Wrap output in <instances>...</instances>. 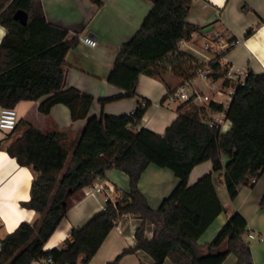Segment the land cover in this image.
Here are the masks:
<instances>
[{"label": "trees", "instance_id": "obj_1", "mask_svg": "<svg viewBox=\"0 0 264 264\" xmlns=\"http://www.w3.org/2000/svg\"><path fill=\"white\" fill-rule=\"evenodd\" d=\"M150 1L151 10L134 36L120 47L106 79L129 98L137 95L140 74L160 77V71L168 69L184 79L190 77L191 66L182 59L185 53L169 55L181 40H189L202 29L185 22L191 0ZM17 10L27 14L25 25L14 19ZM0 25L6 31L0 42V106L15 108L20 102L47 97L39 105L41 113L48 114L53 105L63 104L73 121L86 118L93 98L74 88L63 90L65 57L78 40L68 42V30L47 21L41 0H0ZM252 32L248 30L245 37ZM208 65L210 78L222 77L218 58ZM141 101L145 106L137 105L130 115L88 118L70 158L61 143L62 133H42L33 126L6 148L10 157L33 174L30 199L21 205L34 210L39 218L31 224L21 222L0 240V264H31L48 256L52 264H87L125 215L143 220L135 231V248L123 250L105 264H120V258L134 250L149 254L153 264H163L166 258L173 264H222L230 254L235 256V264H253L250 244L245 240L247 222L237 212L228 217L212 242L197 243L224 208L212 173L193 185L187 180L194 166L210 161L213 172L223 171V186L233 200L240 188L254 186L261 177L264 71H247L226 109L214 102L208 106L184 103L162 135L143 127L135 129L150 104ZM220 111L230 122L226 132L208 123L209 115ZM150 164L169 169L178 179L158 209L149 207L138 187ZM113 169L127 175V191L117 190L119 197L114 202L107 200L103 209L72 228L60 246L45 251L44 245L65 218L72 197L96 179L106 178ZM259 205L264 208V193ZM144 222L153 225L150 239L144 235Z\"/></svg>", "mask_w": 264, "mask_h": 264}, {"label": "crops", "instance_id": "obj_2", "mask_svg": "<svg viewBox=\"0 0 264 264\" xmlns=\"http://www.w3.org/2000/svg\"><path fill=\"white\" fill-rule=\"evenodd\" d=\"M41 0L47 21L68 30L66 40L77 39L75 48L65 57L63 90L77 89L93 98L88 116L73 121L70 110L63 104L53 105L48 114L39 111L40 103L20 102L15 106L16 127L11 130L0 129V240L13 232L21 222L33 223L39 216L31 209L21 205L30 199V187L33 174L28 167L20 166L6 152V148L19 139L28 126H33L42 133L58 131L63 134L61 143L68 150L69 158L75 141L80 137L87 119L92 116L130 115L141 100L149 101L140 123L141 127L162 135L178 116L177 108L181 101L167 106L169 91L182 84L184 77L170 70H161L160 77L140 74L137 81L136 96L125 97V92L107 83V76L115 62L120 47L128 42L137 32L152 8L150 0ZM203 4H206L204 6ZM264 0H191L185 22L212 29L195 34L193 41L185 42L180 50L191 55L197 62L208 64L218 58L221 64L233 69H243L253 73L264 71ZM250 36L245 37L248 30ZM6 31L0 25V42ZM219 35L218 40L229 38L236 42L222 53H212L196 49L201 38ZM88 36L96 40L97 45L90 47L80 43L79 37ZM211 53V54H208ZM220 85L221 79L215 80ZM194 86L206 94L209 82L194 79ZM102 100H107L101 104ZM210 116V115H209ZM230 122H225L223 132L228 131ZM227 159L222 158L225 165ZM212 173L217 196L224 208L205 232L198 238L199 245L212 242L228 217L239 213L247 222V231L259 236L245 240L250 244L253 264H264V208L259 202L264 193V171L252 187H242L231 200L223 186V171L213 172L212 163L204 161L194 166L189 173L187 184L193 185L202 176ZM178 183L175 175L166 168L148 165L142 173L138 187L148 201L149 207L158 209ZM97 189H100L99 191ZM128 177L123 172L113 169L106 178L96 179L92 185L82 188L72 197V205L65 218L60 222L44 245V250L58 247L69 236L72 228L83 225L94 213L103 209L105 202H114L119 191H127ZM143 220L133 216L120 217L107 234L101 246L87 264H105L113 260L126 249H134L137 243L135 231ZM153 225L144 222V235L152 237ZM236 258L230 254L222 264H235ZM31 264H46L45 258ZM120 264H153V259L143 250H134L120 258ZM163 264H173L166 258Z\"/></svg>", "mask_w": 264, "mask_h": 264}, {"label": "built area", "instance_id": "obj_3", "mask_svg": "<svg viewBox=\"0 0 264 264\" xmlns=\"http://www.w3.org/2000/svg\"><path fill=\"white\" fill-rule=\"evenodd\" d=\"M206 6V4H203ZM195 38V34H192L189 40H181L179 42L178 48L169 56L175 57L180 52V47L185 43L189 41H193ZM219 35H213L209 38H204L203 46L205 49L212 53H222L226 50L227 47L233 45L235 41L231 40L230 38L226 41H219L218 40ZM80 43H83L85 45H88L90 47H94L97 45L96 40L88 37V36H81L79 37ZM188 65L191 66L190 70V77L183 80L182 84H180L176 89L169 91L166 97L167 106H171L172 103L176 101H181L183 103L189 102L194 105L198 106H208L210 103H218L223 106L224 109L228 107V104L230 103L232 99V95L234 93V89L238 85H242L246 75L247 71L243 69H233L231 66L222 65L220 60H218V63L220 65V71H223L220 85L216 84V81L208 76V74L212 73L211 68L208 64H203L197 62L193 57L184 54L182 58ZM200 79L203 81L209 82V90L211 91L209 94L204 93L203 91L197 89L193 81L194 79ZM219 79V78H218ZM217 80V79H216ZM227 81L228 85L224 84V82ZM220 98H223V100H220ZM141 107L145 106V103L140 101L139 104ZM135 112V109L131 111V114ZM209 125H214L215 127L219 128L221 132H223L224 124L225 122H228L227 119H225L224 112H214L210 114ZM17 124V114L14 108L9 107H3L0 106V129L11 131L16 127ZM98 191L100 189H97ZM246 236L249 239H253L256 237H259L255 235L253 232H247ZM260 238V237H259ZM46 264H52V258L51 256H48L45 258Z\"/></svg>", "mask_w": 264, "mask_h": 264}, {"label": "water", "instance_id": "obj_4", "mask_svg": "<svg viewBox=\"0 0 264 264\" xmlns=\"http://www.w3.org/2000/svg\"><path fill=\"white\" fill-rule=\"evenodd\" d=\"M189 9V8H188ZM14 19L25 25L27 22V14L23 10H17L14 15ZM212 29V26L201 29L202 33L208 32Z\"/></svg>", "mask_w": 264, "mask_h": 264}, {"label": "rangeland", "instance_id": "obj_5", "mask_svg": "<svg viewBox=\"0 0 264 264\" xmlns=\"http://www.w3.org/2000/svg\"><path fill=\"white\" fill-rule=\"evenodd\" d=\"M203 42H204V39L201 38V40L198 41V43L196 45V49H198V50H204ZM208 54H211V53H208ZM206 91H207V93L211 92L208 88L206 89ZM220 100H223V98H220Z\"/></svg>", "mask_w": 264, "mask_h": 264}]
</instances>
